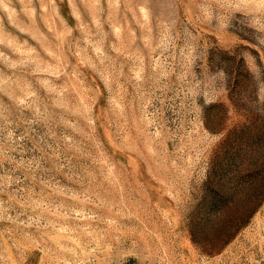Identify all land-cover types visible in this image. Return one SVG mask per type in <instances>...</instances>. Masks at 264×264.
Masks as SVG:
<instances>
[{"label": "rangeland", "instance_id": "rangeland-1", "mask_svg": "<svg viewBox=\"0 0 264 264\" xmlns=\"http://www.w3.org/2000/svg\"><path fill=\"white\" fill-rule=\"evenodd\" d=\"M0 264H264V0H0Z\"/></svg>", "mask_w": 264, "mask_h": 264}]
</instances>
